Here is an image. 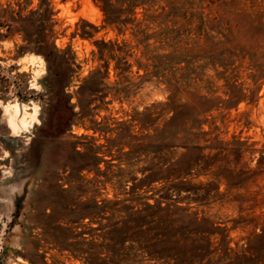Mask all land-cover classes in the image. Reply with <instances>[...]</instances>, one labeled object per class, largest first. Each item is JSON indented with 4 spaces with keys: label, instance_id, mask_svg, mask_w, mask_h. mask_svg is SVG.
<instances>
[{
    "label": "rangeland",
    "instance_id": "obj_1",
    "mask_svg": "<svg viewBox=\"0 0 264 264\" xmlns=\"http://www.w3.org/2000/svg\"><path fill=\"white\" fill-rule=\"evenodd\" d=\"M126 16L0 0V264H246L264 242V0ZM136 194L171 210H119Z\"/></svg>",
    "mask_w": 264,
    "mask_h": 264
},
{
    "label": "trees",
    "instance_id": "obj_2",
    "mask_svg": "<svg viewBox=\"0 0 264 264\" xmlns=\"http://www.w3.org/2000/svg\"><path fill=\"white\" fill-rule=\"evenodd\" d=\"M100 3V6L102 8V10L104 11L105 14V19L108 22H120V23H125L128 20H133V18L130 17H123L121 18L120 15L123 12H133L134 11V7L136 6V4L143 2V0H96ZM46 3L45 1L40 2V6L38 7V12L39 15L41 16H47L50 13V7L43 4ZM205 106H203V110H206V108H204ZM175 118V117H172ZM167 170V169H166ZM164 171V169L162 168V172ZM170 175L174 174L173 173V168H171ZM178 176H182V172H177V175L173 176V177H178ZM151 177V181L152 180H157L160 179L162 177H169V175H163L158 169L152 170V173L150 175ZM136 198H131L133 200H137L138 202L135 204H122L119 208V210L121 211H130L133 210V212H137V213H143L145 212V210H155L156 212H166L171 210L170 207H172V204L169 203H165L164 205L161 204L162 200L161 199H156L155 202H149L148 200H140L142 197L145 196H139V194H136ZM160 197H165L160 195ZM118 201V200H117ZM122 202L121 200H119V203ZM126 220L120 219V223H122V226L125 224ZM206 238V236H202V238ZM254 247V252H251L249 257H248V263L246 264H264V242L262 244L259 245V248ZM256 251V252H255ZM255 253V254H254Z\"/></svg>",
    "mask_w": 264,
    "mask_h": 264
},
{
    "label": "bare ground",
    "instance_id": "obj_3",
    "mask_svg": "<svg viewBox=\"0 0 264 264\" xmlns=\"http://www.w3.org/2000/svg\"><path fill=\"white\" fill-rule=\"evenodd\" d=\"M14 106H15V112H17V109H18V105L16 103H14ZM15 117V116H14ZM13 121V120H12ZM25 121V115L23 116L22 118V122ZM14 123V122H13Z\"/></svg>",
    "mask_w": 264,
    "mask_h": 264
}]
</instances>
